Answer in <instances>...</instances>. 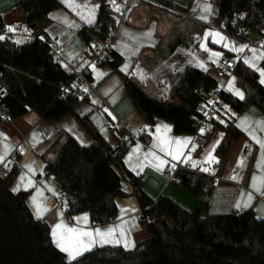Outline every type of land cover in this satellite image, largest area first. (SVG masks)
<instances>
[{
	"label": "trees",
	"instance_id": "1",
	"mask_svg": "<svg viewBox=\"0 0 264 264\" xmlns=\"http://www.w3.org/2000/svg\"><path fill=\"white\" fill-rule=\"evenodd\" d=\"M151 1L175 6L172 0ZM219 2L218 18L227 29L245 27L260 31L264 27V0ZM61 7L58 0H16L12 6L14 11L21 12L23 24L32 30ZM239 12L247 15L234 27L233 16ZM0 22L3 23L1 16ZM116 24L114 11L103 2L95 24L81 26L79 34L93 52L97 45L111 39ZM41 36L42 32H38L37 39L21 45L9 40L0 42V114L4 121L30 112L48 122H60L66 116L77 118L92 137V144L82 147L66 134L50 151L54 159L42 157L45 174L53 176L62 186L58 202L66 205V216L89 213L92 224L105 225L118 216L115 198L135 197L141 209L139 222L147 227L149 237L137 243L132 251L105 245L68 262L52 243L50 225L35 219L28 207L32 191L14 193L10 189L19 173L21 154L17 152L10 172L0 176V264H264V220L257 218L252 208L242 213L209 215L212 189L204 190V176L186 171L174 175L175 182L196 198L192 211L168 197L153 199L144 191L141 176L131 172L124 162L135 137L123 126L109 121V128L119 141L113 149L88 117L78 114L76 106L87 94L81 90L65 91L74 75L63 69ZM168 40L169 37L160 40L156 57ZM169 42L167 53L172 55L176 45ZM112 55V61L106 60L101 65L121 72L123 58L114 51ZM235 74L245 98L239 100L222 92L223 99L239 114L251 105L264 112V86L258 74L242 61L237 63ZM86 76L92 81L90 72ZM217 86L216 78L187 66L172 87V94L180 102L168 104L150 96L134 78L126 75L127 92L145 122L153 127L158 119L168 121L175 135L195 132L194 116L204 99L202 92H210ZM225 130L230 140L242 135L233 125ZM138 139L149 144L151 136L140 133ZM228 142L219 148L220 152L227 150ZM122 180L132 185V193L122 191Z\"/></svg>",
	"mask_w": 264,
	"mask_h": 264
},
{
	"label": "crops",
	"instance_id": "2",
	"mask_svg": "<svg viewBox=\"0 0 264 264\" xmlns=\"http://www.w3.org/2000/svg\"><path fill=\"white\" fill-rule=\"evenodd\" d=\"M15 1L0 0V16L4 26L21 24L23 17L20 15L21 12L14 11L12 8ZM58 1L62 7L51 12L48 19L33 30V33L37 36L38 32H42L41 39L50 41L54 56L63 69L69 72V64L74 59L83 56L87 49L84 39L79 34L80 27L94 25L99 5L103 2L107 3V0ZM172 2L175 4L174 7L165 6L151 0H127V7L123 10L122 18L117 21L112 37L107 42L109 49L123 58L121 72L114 71L109 65L92 67L89 72L94 89L87 96L80 99L76 111L79 115L88 117L113 149L118 147L119 141L110 130L109 121L126 128L135 137V140L128 148L124 162L131 172L141 176L144 191L153 199H158L161 196L168 197L186 210L192 211L197 203L196 198L191 197L187 191L173 181L170 174L173 164L184 158L190 151L192 140L190 139L191 143L183 149V155L176 160L165 155L159 148L153 147L154 144L158 143L157 136L165 134L163 129L159 134L156 131L158 127L163 125L170 127L171 131L166 133L170 139L185 140L191 138L192 135H175L172 124L161 119H158L153 127L149 126L127 92L126 75L134 78L146 92L149 91V94L152 92L142 83L143 77L149 78L151 82L153 80L157 91L163 90L165 92L166 89L164 94L163 91L162 94L156 92H153V95L150 94L157 100L163 101L158 97H167L172 94V87L177 80V76L187 66L198 68L210 74L209 70L213 68L215 71L222 57L233 59L236 63L239 61L244 63L245 59L251 60L253 58L254 53L251 50L255 49V55L257 56L254 60L255 68L246 63L244 64L258 74L261 83L264 77L260 75V72L264 71V67L262 66L263 59H260L259 55L264 53V43L256 34L248 38L235 36L236 43H231L229 46H245L244 52L237 53L230 50V47L224 46L226 40L222 44H217L213 42L214 38L211 36L205 39V34L209 32L220 31L223 34H229L218 25L220 22L218 18L219 0H172ZM206 5L210 8L209 12L204 11ZM92 9H95L94 13ZM89 19L92 20L91 23L88 22ZM184 23L190 25L194 47L188 52L189 57L187 61L182 63L180 70H178V66V71L167 73V77L171 78L170 81H159L153 76V72L146 68V65L152 63L155 58L159 63L156 62V65H166L168 68L172 65L169 64L171 58H167L165 52L160 51L159 54L157 53L159 56L156 57L155 51L158 49L160 40L169 37V33L175 35L174 45H176V50L180 49L182 47L181 38L185 34ZM173 24H176V26L173 27ZM205 42L207 45L219 47L221 50L220 57L215 63L208 61L201 51L203 49L206 52L201 47V44L207 47ZM164 47L165 50H168L170 45L165 44ZM201 64H203V67L200 66ZM122 69L125 70L122 71ZM213 77L216 78V75ZM223 80L221 88L225 93L231 94L239 100L245 98V92L238 85L235 72L232 76ZM230 82H232L231 89L229 88ZM261 84L264 86V83ZM235 90L242 92L244 98L241 99L235 95ZM245 120L249 122V131L264 139V131L256 127V122L264 121V112L260 108L251 105L244 113L239 114L235 110L230 113V125L237 128L242 135L238 139L230 140L229 133L223 129L225 136L215 143V148L219 154L215 162H222V170L220 180L212 189L208 214L242 213L252 208L256 217L264 220V195L254 191L252 185L253 176L260 177L264 175V169L258 167V164L264 163V157L261 155L259 144L254 142L249 135V131H245L242 127V122ZM140 133L151 136L149 144H145L138 139ZM66 134L71 135L82 147L90 146L93 142L92 137L87 133L81 122L73 116H66L60 122H48L35 112H30L15 120L4 121V117L0 114V157H3L0 160V176L4 177L10 172L15 163V155L19 152L21 154L18 163L19 173L10 189L14 193L32 191L27 199L28 207L35 219L42 220L50 225L51 240L57 249L59 248L54 242L52 233L55 225L62 222L69 227L86 228L89 231L95 229L106 230L108 228L117 229L114 238L119 240L120 243L96 244L92 250L105 245L122 246L127 251L134 250L137 243L149 237L147 227L139 222L141 209L135 197L129 199L115 198L118 216L105 225L92 224L89 213L78 214L71 218L66 216V205L58 202L62 186L54 180L53 176L45 174V162L42 159L44 155L49 160L55 158V155L50 151L60 138ZM226 142L229 143L227 150L222 153L219 148ZM137 146H139V149H137ZM149 152H154L156 156L166 160L167 163L159 166V161L154 157L147 156L146 158V154ZM241 161H243L242 165ZM121 185L123 192L132 193L133 187L130 183L122 180ZM249 194H252L253 197L251 201H248ZM33 197H36L42 208L47 209L41 216H38ZM237 204L240 207H237ZM245 204H248V206L245 207ZM84 216L88 217L87 225L83 220L77 222L78 217ZM121 229L124 233L123 237L120 235ZM63 253L66 260L70 262L67 253Z\"/></svg>",
	"mask_w": 264,
	"mask_h": 264
},
{
	"label": "built area",
	"instance_id": "3",
	"mask_svg": "<svg viewBox=\"0 0 264 264\" xmlns=\"http://www.w3.org/2000/svg\"><path fill=\"white\" fill-rule=\"evenodd\" d=\"M107 4H109L114 11L117 21L122 18L123 10L127 7V0H114V3L113 0H107ZM116 6L119 7V11H116ZM246 15V12L236 13L233 16V26L237 27V23L245 19ZM218 25L221 29L236 37L248 38L251 35L256 34L260 37L261 42L264 43V27L260 31H253L245 27H240L237 30H229L227 29L225 22L221 20ZM14 29V32H9L8 26H4V24L0 22V36L5 37L3 40H0V42L9 40L10 42L17 44L18 38H21L24 43H29L37 39L33 30L29 29L27 26L22 27L21 24H17L14 26ZM43 40L50 45L48 39ZM106 60H113L112 51L107 46V43L97 45L93 52L87 48L83 56L74 59L69 64V72L74 75V79L71 86L65 88V91L81 90L87 95L91 93L94 89V84L88 79L86 72H89L92 67L101 65V63ZM236 66L237 63L233 59L222 57L215 69L216 78H229L234 74ZM222 92H224V90L219 85L210 92H202L204 99L199 104L197 114L194 116L196 129L192 134V145L195 146V151L192 156H185L173 164V167L170 169L173 181H175L174 175L178 171H186L204 176L205 182L203 188L205 191H209L213 189L220 180V172L222 170L221 161L202 163L199 162L196 157L200 154L201 150L205 148L214 132L219 129H227L230 126V113L233 110L223 99ZM193 163L196 164L195 167H193ZM203 169H207V171H204ZM236 172H238V170H236Z\"/></svg>",
	"mask_w": 264,
	"mask_h": 264
},
{
	"label": "snow or ice",
	"instance_id": "4",
	"mask_svg": "<svg viewBox=\"0 0 264 264\" xmlns=\"http://www.w3.org/2000/svg\"><path fill=\"white\" fill-rule=\"evenodd\" d=\"M114 3V0H113ZM79 7V5H77ZM85 7H87L85 5ZM119 7L116 6V11H119ZM95 9H92V12L94 13ZM205 12H209L210 8L206 5L204 8ZM203 18V17H202ZM89 23L92 22L91 19L88 20ZM9 32H14L15 29L11 26L8 27ZM150 35V34H149ZM213 37L214 43H220L221 41L225 40V37H223L219 32H209L205 34V39L207 37ZM5 37L0 36V40H3ZM225 47H230V50L235 51L237 53H241L245 51V46H229L228 44L224 45ZM201 47L204 48L205 51H208V49L205 47L204 44H201ZM254 53V56L251 60L245 59L244 63L248 64L250 67L255 68V63L254 60L257 58L255 55L256 50L252 49L251 50ZM211 56L213 57H219L220 53H211ZM260 59H264V53H261L259 55ZM214 63L216 62L215 60L213 61ZM203 67V64L200 65ZM127 67V66H126ZM95 70V69H93ZM125 69H122V71ZM260 75L264 77V71L260 72ZM261 83H264V79L261 80ZM229 88H232V82L229 83ZM235 95L239 96L241 99H243V93L240 92L239 90H235ZM242 127L244 128L245 131H249V122L247 120L242 122ZM256 127H258L261 131H264V121L261 122H256ZM163 129V132L165 133L164 135H158L157 136V144H154V148H159L161 152H163L167 156H171L173 160L178 159L181 155H183V149L187 147L191 143L190 139H185V140H180V139H170L167 137L166 133L170 132L171 129L167 125H163L161 127H158L156 129L157 133H161ZM203 131V130H202ZM249 135L251 139H253L254 142L259 144L260 149H261V155L264 157V139L258 137L255 135L254 132L249 131ZM137 149H139V146H137ZM215 146H213L212 151H214ZM195 150V146L193 145V149ZM147 156H152L156 160L159 161V166H163L167 163L166 160L161 159L160 157L156 156L154 152H149L146 154ZM3 157H0V160H2ZM215 158L211 155V151L208 154V157L206 158V162L213 161ZM241 165L243 164V161L240 162ZM196 164L193 163V167H195ZM258 167L261 169H264V163L258 164ZM204 171H207V169H203ZM31 183V182H30ZM252 185L254 188V191L258 192L261 195H264V175L260 177L253 176L252 178ZM18 190V189H17ZM252 194L248 195V201L252 200ZM33 203L36 205L37 208V213L38 216H41L43 212L47 211V209H44L41 207V205L37 202L36 197H33ZM248 204H245V207H247ZM237 207H240L239 204H237ZM80 220H83L85 225H87L88 222V217H78L77 222L79 223ZM117 231L116 228H108L106 230H101V229H95L94 231H89L86 230V228H77V227H69L65 225L64 223H58L55 225V228L53 229V239L54 242L57 244V247L62 251L67 253L69 257V261L76 260L78 257L82 256L88 251H91L93 246L96 244H107V243H120L119 240H116L114 238V233ZM121 237H123L124 233L121 229L120 231Z\"/></svg>",
	"mask_w": 264,
	"mask_h": 264
},
{
	"label": "rangeland",
	"instance_id": "5",
	"mask_svg": "<svg viewBox=\"0 0 264 264\" xmlns=\"http://www.w3.org/2000/svg\"><path fill=\"white\" fill-rule=\"evenodd\" d=\"M20 15H22V14H20ZM20 18V17H19ZM18 24H20V23H18ZM15 25H17V24H14V25H12L11 27H13L14 28V26ZM21 25H22V27H24V26H26L25 24H23V17H22V20H21ZM180 25V24H179ZM176 26V24H173V27H175ZM184 31H185V34H184V37L183 38H181L182 40H181V44H182V47L180 48V49H178V50H176L175 51V53H174V55H171L170 53H167V50H165V47L163 46V49L161 50L162 52H165L166 53V57L167 58H171L170 59V61H169V64H172V65H170V67L168 68L166 65H156L155 63L157 62L158 63V60L155 58V59H153V62L151 63H148V65H146V68L149 70V71H151V72H153V76L155 77V78H157L159 81H163V80H171V78L170 77H167V73H169V71L170 72H172V73H174V72H176V71H178V70H180V68L182 67V63L184 62V61H187V59H188V55H189V53L188 52H190V50L194 47V43H193V41H192V34H191V32H190V25L189 24H187V23H184ZM215 32H219L222 36L223 35H227V36H223V37H225V40H226V43L225 44H228V45H230L231 43H236L235 41H237L236 40V38H235V36H232V35H230V34H223L222 32H220V31H215ZM169 35V40H168V42L166 43V44H169V43H171V42H169V41H172V43L173 42H175L176 41V39H175V35L173 34V33H169L168 34ZM224 40V41H225ZM224 41H221L220 43H217V44H222V42H224ZM17 44L18 45H21V44H24V42H23V40L21 39V38H18L17 39ZM205 44L207 45V43L205 42ZM221 46V45H220ZM206 48H208V51H206V52H204L203 51V49H201V51H202V53H204V55H205V58L208 60V61H216V60H218L219 59V57L217 58V57H213V56H211V53H213V52H215V53H221V50H220V48L219 47H214V46H211V45H207V47ZM173 56V57H172ZM159 64V63H158ZM152 65H154V66H152ZM178 66H179V69H178ZM178 69V70H177ZM209 72H210V74L212 75V76H215L216 74H215V71L213 70V68H211L210 70H209ZM174 75V74H173ZM219 81V86L220 87H222V84H223V79H219L218 80ZM143 84H144V86H146V88L148 89V90H151V92L152 93H150V94H152L153 95V92H156V93H161L163 90H159V91H157V89H155L156 87L154 86V82H153V80H152V82L150 81V79L149 78H147V77H143V82H142ZM149 91H147V93H148ZM165 92H166V89H165ZM164 91H163V94L165 93ZM149 94V93H148ZM149 94V95H150ZM162 94V93H161ZM151 96V95H150ZM153 97V96H152ZM158 98H161V100H163L165 103H168V104H177V103H179L180 101L178 100V98H176L173 94H170L169 96H167V97H158ZM159 100V99H158ZM162 101V102H163ZM223 136H225V131L223 130V129H219V130H217L216 132H215V134L213 135V137L208 141V143H207V145L205 146V148L204 149H202L201 150V152H200V154L196 157L197 158V160L199 161V162H206V158L208 157V154H209V152L211 151V155L215 158L213 161H210L209 163H213V162H215V160H216V158H217V156H219V154H218V152H217V150H216V148L214 149V151H212V149H213V146H215V143L217 142V141H219ZM189 139H191V140H193V137L191 136V138H189ZM193 149V145H192V147H191V149H190V151L188 152V154L186 155V157H190V156H192L193 155V153H194V151L195 150H192ZM182 159V158H181ZM191 197H193L194 199H195V197L193 196V195H191L189 192H187ZM197 204V203H196ZM195 208V207H194ZM194 208L192 209V210H194ZM141 212V211H140Z\"/></svg>",
	"mask_w": 264,
	"mask_h": 264
}]
</instances>
